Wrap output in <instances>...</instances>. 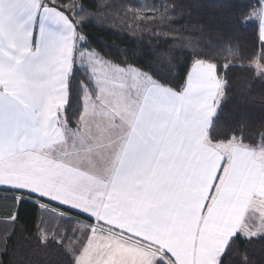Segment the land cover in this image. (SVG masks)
Segmentation results:
<instances>
[{"label":"snow or ice","instance_id":"6c2138e0","mask_svg":"<svg viewBox=\"0 0 264 264\" xmlns=\"http://www.w3.org/2000/svg\"><path fill=\"white\" fill-rule=\"evenodd\" d=\"M108 7L0 0L6 222L18 223L27 200L51 212L55 220L36 226L35 248L60 264H252L241 245L264 242V132L253 136L223 113L228 71L248 68L264 81V54L238 65L229 60L243 58L238 46L201 39L188 41L190 66L175 79L169 66L121 65L84 32L106 21ZM236 8L230 29L255 23L264 42V0ZM170 10L127 14L139 28ZM10 238L0 239L5 254Z\"/></svg>","mask_w":264,"mask_h":264},{"label":"trees","instance_id":"16d2710c","mask_svg":"<svg viewBox=\"0 0 264 264\" xmlns=\"http://www.w3.org/2000/svg\"><path fill=\"white\" fill-rule=\"evenodd\" d=\"M64 0H57L62 3ZM101 5H111L101 15L106 21H97L84 29L93 49L105 58L118 64H135L150 71L151 68L169 66L175 71L171 78L183 76L190 66V59L184 51L192 47L190 40L222 42L239 47L242 59L229 60L235 64H246L249 57L264 54V42L259 36L258 25L253 23L245 28L229 27L230 14L236 12L237 5H247L248 11L259 7V0H96ZM161 4L175 11H169V19L163 23H141L133 25V17L128 10L138 9V16L150 14ZM159 13L153 17L157 20ZM203 28V32L200 29ZM197 33H199L197 35ZM158 36L168 38L159 39ZM204 47L202 43L200 45ZM215 47L216 45L213 44ZM227 62V61H226ZM228 77L232 81L224 108L227 120L241 119L256 136L264 132V81H257L248 68H231ZM83 76H80L82 79ZM78 83V82H77ZM10 203V202H9ZM54 211H65L58 205H51ZM12 209L0 198V239L7 234V250L0 246V264H60V256L54 252H44L35 248L36 226L42 216L55 220L51 212H42L32 200L25 201L19 208V221L6 222ZM76 215V213H73ZM87 219L86 217H80ZM14 229V232H13ZM248 248L252 264H264V242L256 241Z\"/></svg>","mask_w":264,"mask_h":264},{"label":"rangeland","instance_id":"374dc122","mask_svg":"<svg viewBox=\"0 0 264 264\" xmlns=\"http://www.w3.org/2000/svg\"><path fill=\"white\" fill-rule=\"evenodd\" d=\"M105 58V57H104ZM105 59H107V58H105ZM107 60H110V59H107ZM111 61V60H110Z\"/></svg>","mask_w":264,"mask_h":264},{"label":"crops","instance_id":"0c3cea01","mask_svg":"<svg viewBox=\"0 0 264 264\" xmlns=\"http://www.w3.org/2000/svg\"><path fill=\"white\" fill-rule=\"evenodd\" d=\"M53 209V208H52Z\"/></svg>","mask_w":264,"mask_h":264}]
</instances>
